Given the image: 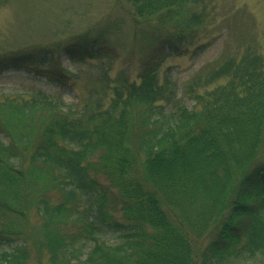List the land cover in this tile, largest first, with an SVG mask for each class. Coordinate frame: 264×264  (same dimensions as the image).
Instances as JSON below:
<instances>
[{
	"label": "trees",
	"instance_id": "trees-1",
	"mask_svg": "<svg viewBox=\"0 0 264 264\" xmlns=\"http://www.w3.org/2000/svg\"><path fill=\"white\" fill-rule=\"evenodd\" d=\"M128 2L164 31L168 55L205 27L203 0ZM99 36L62 52L75 63L110 57ZM54 59L43 47L1 49L0 73L69 85ZM161 59L138 81L101 68L82 103L0 88V264H234L244 254L264 264V56L248 47L183 89L169 69L160 77Z\"/></svg>",
	"mask_w": 264,
	"mask_h": 264
},
{
	"label": "rangeland",
	"instance_id": "rangeland-1",
	"mask_svg": "<svg viewBox=\"0 0 264 264\" xmlns=\"http://www.w3.org/2000/svg\"><path fill=\"white\" fill-rule=\"evenodd\" d=\"M202 5L207 15L198 42L168 55L165 48L159 47L164 31L157 32L152 24L137 21L128 0H4L0 3V50L26 45L50 49L54 66L61 65L72 76L69 85L56 86L44 78L9 70L0 73V88L19 93L42 88L61 93L68 103H82L98 84L101 68H107L112 80L126 75L138 81L144 63L162 58L160 77L169 69L183 89L198 73H205L226 57H240L248 47L264 56V0H203ZM99 35L110 57L75 63L62 52L64 45L74 39L85 38L82 44L90 46ZM184 101L193 104L187 97ZM115 217L124 221L121 211ZM28 221L30 231L40 229L42 218L33 207ZM107 239L110 243L119 240L112 234ZM253 261L247 254L233 260L234 264ZM31 263L38 264L37 258L32 257ZM41 264H49L47 256L42 255Z\"/></svg>",
	"mask_w": 264,
	"mask_h": 264
}]
</instances>
